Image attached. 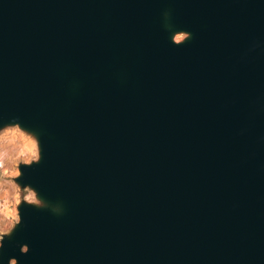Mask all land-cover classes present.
Masks as SVG:
<instances>
[{"label": "water", "instance_id": "water-1", "mask_svg": "<svg viewBox=\"0 0 264 264\" xmlns=\"http://www.w3.org/2000/svg\"><path fill=\"white\" fill-rule=\"evenodd\" d=\"M0 264H264V0H0Z\"/></svg>", "mask_w": 264, "mask_h": 264}, {"label": "rangeland", "instance_id": "rangeland-1", "mask_svg": "<svg viewBox=\"0 0 264 264\" xmlns=\"http://www.w3.org/2000/svg\"><path fill=\"white\" fill-rule=\"evenodd\" d=\"M35 148L28 137L18 129L0 133V234L9 229L17 219V201L20 191L13 182L21 160L35 156Z\"/></svg>", "mask_w": 264, "mask_h": 264}]
</instances>
